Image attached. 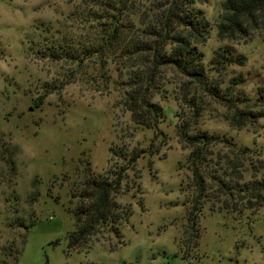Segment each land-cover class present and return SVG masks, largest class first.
<instances>
[{
    "label": "rangeland",
    "instance_id": "1",
    "mask_svg": "<svg viewBox=\"0 0 264 264\" xmlns=\"http://www.w3.org/2000/svg\"><path fill=\"white\" fill-rule=\"evenodd\" d=\"M225 1L196 5L211 23L198 46L208 86L225 98L172 66H159L154 101L166 117L148 129L135 124L123 105L139 55L127 59L118 51L141 35L140 15L130 30L116 0H0V264H264V208L240 211L241 205L233 209L240 198L215 194L199 202L194 222L189 217L195 190L181 126L192 136L207 133L235 143L247 165L264 160V117L249 116L264 114V31L221 39ZM134 2L128 6L136 3L149 16L153 0ZM115 26L123 35L109 58L76 63L40 51L64 37L80 49L101 45ZM225 48L244 63L213 69V57ZM135 149L144 154L116 198L134 212L121 237L105 230L90 248L70 249L79 204L72 194L90 170L107 175L119 162L117 152ZM215 151L235 155L222 144ZM213 203L229 208L212 212Z\"/></svg>",
    "mask_w": 264,
    "mask_h": 264
},
{
    "label": "trees",
    "instance_id": "2",
    "mask_svg": "<svg viewBox=\"0 0 264 264\" xmlns=\"http://www.w3.org/2000/svg\"><path fill=\"white\" fill-rule=\"evenodd\" d=\"M131 1L116 0L115 3L120 7V12H127L128 29L132 30L136 25L134 16L141 17V35L132 38L129 44L118 50L127 59L139 55L135 56L138 57L139 68L125 83L128 89L123 102L133 122L148 129H157L166 117L162 106L154 101L161 85L157 72L159 66L174 67L214 97L224 99L219 88L208 86V69L198 48L205 42L211 29L205 13L196 7L206 0H153L149 16L140 14L135 3L137 0L134 7H129ZM217 28L221 39L231 40L248 39L254 33L264 31V0H226ZM114 34L103 37L104 43L101 45L81 49L72 46L65 37L52 39L40 51L43 57L76 63H81L83 57L106 55L109 58L112 43L123 35L117 26ZM144 55L148 58L143 59ZM149 55L152 56L151 60H147ZM232 63L243 64L244 57H235L229 48L219 50L211 61L215 70ZM249 116L259 119L264 114L252 112ZM179 136L191 148L187 162L195 190V204L189 213L193 222L199 211V202L204 198L208 201L215 194L218 197L229 194L240 198L233 209L239 208V205L242 206L240 211L264 208V160H250V165H247L245 157L236 150L235 143L207 133L192 136L185 124L181 126ZM221 144L228 147L235 154L234 157L222 151L216 152L215 149ZM143 154L137 149L121 150L115 154L119 162L111 166L107 175L95 176L90 170L81 190L72 194L79 204L72 212L75 230L68 236L70 249H88L93 244V238L105 230L121 237L123 224L130 220L134 212L131 206H122L116 198L122 191L128 171L134 168ZM250 171L251 177L246 179ZM212 205V212L229 208L227 203L218 208L215 203Z\"/></svg>",
    "mask_w": 264,
    "mask_h": 264
}]
</instances>
